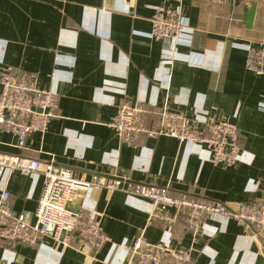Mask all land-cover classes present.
Segmentation results:
<instances>
[{
    "label": "crops",
    "instance_id": "crops-1",
    "mask_svg": "<svg viewBox=\"0 0 264 264\" xmlns=\"http://www.w3.org/2000/svg\"><path fill=\"white\" fill-rule=\"evenodd\" d=\"M157 6L182 12L193 32L191 46H178L169 63H163L166 43L148 35ZM249 42L264 46V0L252 6L241 0H135L115 9L104 0H0V76L7 66L26 70L59 100L46 132H32L25 150L0 125V151L212 202L264 201V74L247 67ZM124 100L146 108L151 128L158 127L164 106L200 127L212 120L236 123L248 163L215 166L200 148L168 135L122 142L110 124ZM4 187L13 211L32 218L43 174L14 171ZM151 208L150 199L106 188L83 191L75 204L85 215L103 213L104 232L119 244H131L142 232L158 243L170 229L171 246L191 248L192 257L178 263L168 256L163 264H264V231L254 235L234 220H208L214 235L201 233L194 243L182 218L168 223L153 218ZM6 242L0 239L3 264H131L121 249L111 253V243L94 258L75 237L69 246L49 239L33 247Z\"/></svg>",
    "mask_w": 264,
    "mask_h": 264
},
{
    "label": "built area",
    "instance_id": "built-area-1",
    "mask_svg": "<svg viewBox=\"0 0 264 264\" xmlns=\"http://www.w3.org/2000/svg\"><path fill=\"white\" fill-rule=\"evenodd\" d=\"M134 1L104 0V3L115 9L122 2L131 4ZM211 1L224 4L230 0ZM242 1L252 6L257 0ZM122 11L133 12L125 6ZM148 35L166 43L163 63L172 62V54L177 47L191 46L193 39L192 29L182 12L164 6H157L152 18V30ZM244 48L247 51L248 69L264 74V46L249 42L244 44ZM0 84V125L17 138V147L25 150L30 134L45 133L51 119L56 116L58 93L40 86L37 75L26 70H14L12 66H7L1 72ZM145 114L146 108L142 105L124 100L110 125L120 140L129 145H137L142 134L155 138L168 135L200 148L205 154L203 157L215 166L248 163L245 150L239 144L238 126L230 120H212L200 127L194 118L184 112L172 111L164 106L159 111L158 127L151 128L146 124ZM14 171H20L23 175L44 176L43 193L32 218L23 213L16 214L11 207V193L4 187V180L7 174ZM96 188H106L111 192L120 190L150 199V213L168 223L182 218L192 231L194 243L201 233L214 235L207 225L208 220H234L243 225L245 230L253 231L254 235L264 231V201L261 200L229 205L206 198L196 199L188 194L173 196L167 187L131 182L117 175L81 176L70 167L45 163L39 157L0 151V239L33 247L45 239L69 246L73 237H78L83 250L94 258L106 243H111V253L121 249L129 256L131 264H163L168 256L178 263L191 259V248L171 246L170 229L166 230L167 236L158 243L150 242L143 232L131 244L114 242L104 232L103 213L93 209L85 215L81 209L75 210L81 193ZM170 208L175 209V215L169 214ZM0 264L3 263L0 261Z\"/></svg>",
    "mask_w": 264,
    "mask_h": 264
},
{
    "label": "bare ground",
    "instance_id": "bare-ground-1",
    "mask_svg": "<svg viewBox=\"0 0 264 264\" xmlns=\"http://www.w3.org/2000/svg\"><path fill=\"white\" fill-rule=\"evenodd\" d=\"M241 1H242V0H241ZM256 2H257V1H256ZM256 2H255V3H256ZM72 170H73V169H72ZM73 171H74V170H73ZM148 185H149V184H148ZM150 186L160 187V186H157V185H151V184H150ZM160 188H161V187H160ZM170 193H171V195H173V196H176V195H177V194L172 193L171 191H170ZM196 199H197V198H196ZM150 215H151L153 218H156L153 214L150 213ZM187 226H188V225H187ZM107 235H108V234H107ZM75 238L78 240V237H75ZM78 242H79V241H78Z\"/></svg>",
    "mask_w": 264,
    "mask_h": 264
},
{
    "label": "trees",
    "instance_id": "trees-1",
    "mask_svg": "<svg viewBox=\"0 0 264 264\" xmlns=\"http://www.w3.org/2000/svg\"><path fill=\"white\" fill-rule=\"evenodd\" d=\"M5 242H6V241H5ZM6 243L10 244V242H8V241H7Z\"/></svg>",
    "mask_w": 264,
    "mask_h": 264
}]
</instances>
